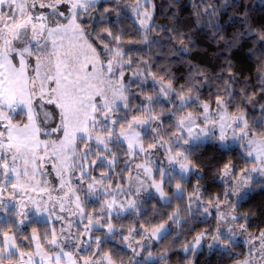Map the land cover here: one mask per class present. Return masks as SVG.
I'll return each instance as SVG.
<instances>
[{
    "label": "snow or ice",
    "instance_id": "snow-or-ice-1",
    "mask_svg": "<svg viewBox=\"0 0 264 264\" xmlns=\"http://www.w3.org/2000/svg\"><path fill=\"white\" fill-rule=\"evenodd\" d=\"M136 5L134 11L144 17L140 21L143 29L151 15L147 7L139 12L140 0ZM235 7L243 8L235 0L216 4L204 0L198 16L205 18V27L218 39H225V23L240 24L227 40L226 50L252 37L259 44L260 67L264 68V28L248 26L243 14L228 16L227 22L220 18ZM106 11L99 0H0V264H116L113 254L104 250L102 239L117 235L122 242L134 240L141 250L150 248L135 239V229L124 235L113 223V219L138 214V198L148 189H154L168 204L171 198L166 189H174L173 196L186 200L190 214L207 217L211 207L216 209L218 223L212 231L193 237V250L202 241H211L209 249L216 245L230 252L238 236L247 234L231 201L243 198L253 173L264 177V120L250 128L245 116L229 113L228 103L219 96L215 112L209 114V105L191 94L193 85L177 90L170 78L161 77L157 82L152 72L138 70L140 61L132 58V50L125 53L119 45L110 47L104 42L98 52L99 45L93 46L95 30L86 33L78 21L93 12L97 19ZM155 27L153 24L145 32ZM113 39L119 41L120 37ZM142 42H149L147 34ZM148 68L145 63L144 69ZM126 72L132 73L128 83L124 82ZM133 84L141 94L148 87L155 90V95H144L135 111L129 101V94L132 99L137 97ZM158 105L169 110L170 120L175 119L174 129L166 133L168 141L159 135L164 121L163 113L155 111ZM193 105H199L198 115L185 111ZM49 106L58 110L59 124L53 128L46 127ZM53 135L55 139H50ZM229 136L251 158L247 160L251 167L232 170L225 166L228 180L222 197L205 202L199 188L186 197L182 182L196 170L193 147L206 140L225 142ZM145 139L151 142L145 145ZM125 143L123 155L135 160L136 175H131L133 164L124 159L123 171L129 176L121 177L123 185L113 186L112 177L103 169H112L116 162L113 147ZM153 149L157 151L151 152ZM50 172L60 177L55 198L47 184ZM93 199L100 210L86 212L85 204ZM222 203L228 204L227 211L221 210ZM72 216H76L75 222ZM53 219L62 223L52 227L48 222ZM167 219L180 222L178 213ZM26 221L30 225L43 222L47 230L38 233L32 228L25 236L20 226ZM139 229L136 236L141 240L163 241L169 234L165 223L150 221L148 227L139 225ZM257 238L261 243L256 251L264 258V232ZM127 247L139 255L131 243ZM184 251H189L188 246ZM147 254L152 256L151 251Z\"/></svg>",
    "mask_w": 264,
    "mask_h": 264
},
{
    "label": "trees",
    "instance_id": "trees-1",
    "mask_svg": "<svg viewBox=\"0 0 264 264\" xmlns=\"http://www.w3.org/2000/svg\"><path fill=\"white\" fill-rule=\"evenodd\" d=\"M153 2L155 10L151 25L154 24L156 27L149 32L152 37L148 43L142 42L145 31L133 11L136 0L102 1L99 5L107 11L99 18L93 19L99 12L98 6L97 12L81 19L80 23L85 27L86 33L95 30L93 46L99 45L98 52L104 48V42L110 47L119 45L125 53L132 50V58L140 61L138 69H144V64L147 63L149 68L144 71L152 72L158 81L161 77L170 78L177 90L180 86L187 88L193 85L191 94L211 103L219 96L228 103V109L233 113H245L248 117L264 115V68L260 67L259 44L252 37H248L237 47L226 50L227 40L231 39L234 31L241 28L240 24L229 26L225 23L227 28L223 33L225 39H218L205 27V18L202 15L198 16L199 9L204 6V0H153ZM210 2L216 4L222 3V0H210ZM235 3L242 5L243 8H230L226 14L222 13L220 18L223 21L227 22L228 16L239 17L243 14L248 20V26L257 30L264 28V0H235ZM108 32H111L112 36H109ZM115 36H119L120 40L113 39ZM232 77H235L234 81ZM128 80L129 77L127 83ZM201 80L203 83L200 82ZM225 86H228L227 92ZM132 91L137 92L136 99H132L129 94V101L134 109L141 105L144 95L155 93L154 88L148 87L146 93L141 94L134 84ZM159 110L168 113L163 105L156 107L158 114ZM163 121L164 127L173 130L175 119L170 120L169 115H166ZM125 148L124 145L122 149L114 148V152L120 158L116 161L115 172L122 175L125 167L122 161L129 160V157L123 155ZM242 153L239 147L226 148L214 140L195 145L191 159L196 172H192L182 182L186 197L192 194L194 184L203 183H206L203 189L206 198L213 197L217 193L213 185H222L220 175L225 166L241 165L246 160L245 153ZM196 173L201 176L198 177ZM166 191L171 198L170 204L150 201L142 215L140 214L142 224L139 225L148 227V222L152 220L151 222L165 223L170 227L167 239L155 244L157 251L166 253L165 251L171 250L167 259L179 264H231L236 257L217 251L210 254L202 251L193 258L190 255L184 256L183 251L180 250L184 243L193 241V237L209 222L202 219L200 214H190L185 208L186 200H177L173 196L174 189H166ZM249 204L251 205L249 212L244 213L250 220L249 226L253 229H263L264 190L252 194L245 202V206ZM245 206H243L244 210ZM173 213L179 214V224L167 219ZM32 228H36L41 233L47 230V225L32 224L23 232L25 236L32 232ZM107 245L111 246L109 252L113 254L117 264H121V261L126 264L130 259L131 251L126 247L119 251L112 242ZM177 254H179L178 258L175 257Z\"/></svg>",
    "mask_w": 264,
    "mask_h": 264
},
{
    "label": "rangeland",
    "instance_id": "rangeland-1",
    "mask_svg": "<svg viewBox=\"0 0 264 264\" xmlns=\"http://www.w3.org/2000/svg\"><path fill=\"white\" fill-rule=\"evenodd\" d=\"M105 1V0H99V3ZM140 5L141 7L139 8V12L142 13L145 9V7L148 8L150 15H151V19L148 20L143 28V30L145 31V29H147L148 27L151 26L152 24V18H153V14H154V10H155V5L153 0H140ZM137 5H134L133 11L134 9H136ZM134 14L136 16L137 21L140 23V21L142 19H144V17L142 15H138L136 11H134ZM80 23V21H78ZM141 25V24H140ZM82 26V25H81ZM144 34L148 35V40L152 37V34H149V32H145ZM101 59H103V57H101ZM139 71H144V69L139 68ZM134 71V70H133ZM137 71V70H136ZM132 75L131 72H126L125 73V77H124V82L127 83V79L128 77H130ZM135 79H141V77H135ZM158 82V80H157ZM152 81L150 79V77L148 78V84H151ZM155 92V91H154ZM149 95H155V93L153 94H149ZM194 97H197L199 102L201 103H206L209 105L211 112L209 114H213L216 110V104L215 101L213 103L211 102H207L204 101L203 99L199 98V96L192 94ZM166 103V102H165ZM161 107V106H159ZM198 108L199 105H193L191 108H187L185 109L186 112H191L194 116L198 115ZM49 109H52V106H49ZM134 107H133V111H134ZM229 113H233L231 111H229V109L227 108ZM156 111V109H155ZM160 111V110H159ZM163 113L161 119L163 120V118L166 115H169V110L167 109L168 113H164V111H160V113ZM233 114H241V113H233ZM245 118L248 121L249 127H254L256 125L259 124V122L261 120H264V115H253L252 117H248L245 113H242ZM179 114L177 115L176 119H178ZM202 118V117H201ZM59 124V119H58V110H51L50 111V115H49V119L47 121L46 127L48 128H53L58 126ZM174 129V127H173ZM257 131H259V128H256ZM168 130L167 127H164L163 124L161 125L160 128V132L159 135L162 136L164 138L165 141H168V136L166 135ZM155 135V134H154ZM43 138V137H42ZM50 139H55V135H53L52 137H50ZM209 141H213V140H206L203 143H199V144H204L207 143ZM216 142H219L220 144H222L224 147L226 148H234V147H239L242 151L243 149L240 147L239 142H234L230 136L229 138L225 141V142H220L218 140H214ZM151 141L149 139H145L144 143L145 145H147L148 143H150ZM198 145V144H197ZM124 146L126 147V143L124 144ZM122 146H119L118 148L122 149ZM187 147V146H185ZM113 147V151H114ZM151 152H156L157 150L153 149L150 150ZM160 151H162V149H160ZM246 155V153H245ZM155 159V156L153 157ZM251 158H246L245 161H243V163L241 165H229V167L232 170H236V169H241V168H250L251 164L247 162V160H250ZM115 160L119 161L120 158L117 156L115 157ZM131 161V163L133 164V170L131 171V175L134 177L136 175V171H135V160L131 157H129V162ZM99 163V161H97V164ZM116 162L114 163V165L112 166V169L110 170L109 168L105 167L103 169L104 173H106L107 175H110L112 177L111 180V184L113 186H115L117 183H120L121 185H123V181L124 179H121V177L127 178L129 176L128 172H124V175L120 174L119 172L116 173V167H115ZM196 172V171H195ZM117 174V175H116ZM191 175V173L186 176V178H188ZM196 175L198 177H200L201 175L196 173ZM253 180L250 183V186L248 188H245L243 190V198H239V197H235L232 199V203L235 205V212L238 216L242 217V220L240 221L241 223H244L246 228H247V234L241 233L238 236V242L236 243L235 246L232 247L230 252H226L225 250L221 249L220 247L213 245V247L211 249H209L207 247V243H210L211 241H207L204 242L202 241L201 245L196 248L195 250H193L191 248V243L193 241H188L187 243H184L185 245L180 249L183 251L184 256H191L192 258L198 254L199 252H206L208 254L213 253L215 251L217 252H221V253H227L229 255H231V257H236L235 260H233V262L231 264H245V261L248 262V264H264V258H261V254L259 252L256 251L257 246L260 245L261 241L260 239H258L257 237L259 236V234L261 232H264V228L263 229H253L252 227L249 226L250 224V220H248L246 218L247 215H244V213L246 211L249 212V208L251 207V205L249 204L248 206H245V202L250 198V196L252 194H254L255 192L258 191H262L264 190V177H261L258 173H253ZM221 183L222 185H213V188L215 190H217V193H215L213 195V197H208L206 198V196L204 195V191L203 189L206 187V183L203 184H194L193 185V189L194 188H199L200 189V194L202 196V199L207 202L208 200L211 199H215L217 197H222L225 190L227 189V180L228 177H226L224 175V173H221ZM60 183V177L55 173V172H50L48 179H47V184L49 189L51 190V195L53 196V198H55L57 196V191L55 189H57L58 185ZM204 185V186H203ZM149 192H151V196L149 195ZM81 200L82 202L84 201V197L83 195H81ZM138 200L140 201V203H138V207H139V212L136 215H132V216H128L125 215L123 218H121L119 221H117L116 219H113V223L117 225V227H119L121 229V231L123 232L124 235H128L129 231L131 229H135V231L132 232V235L135 237L136 240H140V244L143 245H151L150 248H146V250H141L140 249V245L135 243L134 240H129V241H121V238L119 235L116 236L115 239L112 240H108L105 241L102 239V246L104 247V250L109 252V249L111 248V246H108L107 243L112 242L116 248H118V250L120 251L123 247H126L129 251H131V256L130 259L126 261V264H137V262H141V264H179V262H173L172 260H168L167 257L170 253V251H165L166 253H159L157 251V249L154 247L155 244L158 242L156 240H141V238L139 236H136V232L139 231V224H142V220L140 218V216L142 215V213L145 211V209L147 208V205L149 204L150 201L153 202H162V203H166L163 199H161L159 197L158 193H155L154 189H148L147 191L142 192L141 196L138 198ZM102 203V202H101ZM243 206H245V210L243 209ZM99 211V205L98 203L93 199V200H89L86 204H85V211L86 212H91V211ZM221 210L222 211H227L228 210V204L227 203H222L221 204ZM210 213L209 215H207V217H205L204 214H200V217L206 221L209 222V224H206L204 229L201 230L199 233L201 232H210L212 231V229L216 226V224L218 223V217L216 216V209L214 207L210 208ZM141 214V215H140ZM71 219L73 220V222H75L76 220V216H72ZM152 221V220H151ZM43 223V222H41ZM52 227H56L57 225L61 224L62 221H56V220H50L48 222ZM32 225V224H31ZM30 222L26 221L25 224L23 226H20V230L25 232L28 228H30ZM48 227V225H47ZM166 228H168L170 230V227L165 225ZM73 231H75V224H73ZM46 231V230H44ZM43 231V232H44ZM57 231L59 232V229L57 228ZM37 232L39 233V231L37 230ZM41 232V233H43ZM31 234V233H30ZM28 234V235H30ZM27 236V235H26ZM251 240V243H249L248 241ZM27 240H25L24 242L26 243ZM131 243L133 248H136L139 251V255H136V253H134L132 251L131 248L127 247V245ZM185 246H188L189 251L185 252L184 248ZM173 248V247H171ZM159 250V248H158ZM148 251H151L152 256L149 257L148 256ZM176 258L179 257V254H177L175 256ZM117 264V263H116Z\"/></svg>",
    "mask_w": 264,
    "mask_h": 264
}]
</instances>
